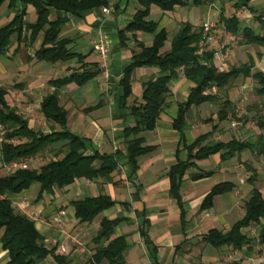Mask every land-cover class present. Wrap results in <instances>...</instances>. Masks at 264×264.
<instances>
[{
    "label": "crops",
    "instance_id": "crops-1",
    "mask_svg": "<svg viewBox=\"0 0 264 264\" xmlns=\"http://www.w3.org/2000/svg\"><path fill=\"white\" fill-rule=\"evenodd\" d=\"M108 1L109 13H103L101 7L87 12L84 17H75L53 10L50 18L68 17L60 32V38L68 39L70 51L83 55L85 57L83 63L89 65L99 66L100 63V56L93 48L98 29L102 28L109 35L110 77L106 79L101 72L84 85L67 84L60 89L59 97L68 112V128L89 140L91 152L98 150L101 153L116 154L118 169L112 174L110 181L104 178L95 180L80 178L64 188L55 189L53 193H44L42 198L37 197L40 185L35 183L29 189L10 195L13 206L16 211L29 218L37 213L39 219H31L40 234L45 237L46 243L55 246L52 243L53 239L59 238L58 243L67 248L69 254L66 256L74 264L88 260L87 258L94 253L96 245L93 238L97 234L101 220L104 217L112 219L120 216L127 217V220L116 228V235H125L128 241L129 247L125 254L127 264H263L264 249L252 251L246 246L242 249H234L227 245L215 247L202 238L203 234L214 228L226 232L244 216L245 201L254 186L249 181V174L245 172L246 160L250 158L251 153H254V156L258 155L257 152L247 150L228 160H222L221 153H217L197 161L201 170L212 171V175L193 180L189 175L196 170L194 168L184 176L181 189L185 210L184 222L177 200L170 196L168 177L172 165L179 160L187 159L188 151L185 145L193 143L200 134L212 132L209 138L215 141H229L235 138L252 143L258 141L261 134L264 135V130L259 127L258 121L257 123L251 121L250 126H254V129L258 128L257 135L254 134L252 137L249 132L253 133V129L247 125L236 133L233 132L235 126L232 125L234 121L229 120L230 114L224 120L230 121L229 125L221 126L224 121L221 122L218 118L217 111L220 110L221 102L225 99L233 100V95L238 96L244 93V90L253 91V79L239 77L230 83L241 84L240 90L239 87L234 90L229 88L230 86L226 87L224 93L222 91L216 93V88L215 91L212 90L217 98L190 108L182 134L174 129L173 120L178 114L179 104L187 99L194 83L181 72L171 82L167 105L160 114L156 127L142 132L144 145L154 146L155 149L138 158L139 168L130 176L123 131L125 127L133 124V118L130 116V108L125 111L119 108L117 100L123 95V88L118 81L131 62L133 54L140 50L137 40L143 42L145 46H150L154 35L140 31L135 38L130 33L125 45L121 46L119 30L126 27L140 5L138 0ZM117 2H120V5L116 9L113 5ZM256 4L259 6L255 7ZM250 5L255 9L254 12L245 8L238 10L235 15L242 21V27L250 26L256 33L262 34L264 16L262 21L257 16L264 15V0H254ZM1 7L5 9L0 12V27L7 24L14 16V12L8 8L7 0ZM205 7V18L202 20H199L193 4L176 6L172 11H163L156 5L151 7L148 20L159 22L160 28H165L168 32V40L162 52L170 50L171 39L183 22H190L197 27L203 22L211 21L210 18L214 19L215 10L206 5ZM25 18L31 22L36 20V10L32 5L27 7ZM255 20L261 24V28L256 29ZM227 34L233 40L232 43L228 41V48L224 50L228 66L221 67L217 56L214 58L215 65L227 70L233 65L238 66L252 60L254 62L252 71L264 72V44H242L239 41V34L230 32ZM41 43L42 35L28 42L13 39L8 52L0 56V86L8 89L6 98L9 105L17 108L28 119L31 127L49 133L50 124L40 110L43 97L55 89L49 81L68 76L74 71H82L84 67L78 58L55 63L39 61L35 55ZM218 48L219 45H215L210 49L216 52ZM88 66L86 68L90 67ZM159 74L157 67L144 66L134 70L131 81L132 95L128 99L129 106L135 101L142 100L143 82ZM207 127L209 130H206ZM2 139L3 136L0 135V177L14 171L2 162ZM60 145L61 143H57L54 148ZM45 154L50 159L56 158L50 151L49 153L46 151ZM23 161L28 164V168L38 169L46 162V156L40 153ZM222 182L233 183V190L217 195L213 206L201 211L200 207L206 194L214 185ZM258 183L255 181L256 186ZM100 194L109 195L117 203L98 214L91 223L80 222L75 216V208L71 202ZM62 208L66 212L64 229L68 237L62 235L61 231L53 226L57 212ZM144 218L149 220L147 228L152 241L149 246L145 244L139 231ZM244 231L250 237L258 239V236L253 235L255 227ZM3 233L2 228L0 238ZM57 253L62 254L58 247ZM8 259V253L0 241V264H6ZM37 264H56V262L50 256L39 260Z\"/></svg>",
    "mask_w": 264,
    "mask_h": 264
},
{
    "label": "trees",
    "instance_id": "trees-1",
    "mask_svg": "<svg viewBox=\"0 0 264 264\" xmlns=\"http://www.w3.org/2000/svg\"><path fill=\"white\" fill-rule=\"evenodd\" d=\"M6 0H0V6ZM8 8L14 12L13 18L0 27V56L8 52L13 39L26 42L35 40L42 35V43L36 51L39 61L55 63L78 58L84 62V56L70 51L69 40L61 39L60 32L68 21L67 16L51 19V12H64L75 17H84L92 10L108 7V0H7ZM236 9H249L255 11L250 5L254 0H228ZM212 0H138L139 8L126 27L119 30L121 46L125 45L128 34L136 38L137 32H146L154 35L150 46H145L137 40L140 50L132 56L131 62L124 69L118 84L123 88V95L118 98L119 108H130L133 124L125 127L123 137L126 143L130 176L139 168L138 158L152 152L155 147L144 145L142 132L153 130L163 109L167 105L172 80L181 72L194 83L188 97L179 104L173 127L183 134L186 125V116L192 106H200L217 98L213 88L224 91L226 87L239 77H251L254 81V92L264 96V72H253L254 62L249 60L238 66H231L227 70L220 69L214 63L215 51L207 48L200 51L202 29L190 22H183L178 32L171 39L169 51L162 52L168 32L160 28L157 21L148 20L151 7L158 6L163 11H172L176 6L206 5ZM19 3L21 4L19 6ZM120 2L114 4L118 8ZM32 5L37 14L35 21H28L27 7ZM222 16L225 29L232 34L240 35L242 44H264V33H256L250 26L242 27L240 18L233 14ZM262 14L257 18L262 21ZM83 63L82 71H74L68 76L52 79L49 84L55 89L47 93L41 102V112L50 124V132L44 133L35 130L29 125L28 119L7 101L8 89L0 86V124L5 126L1 142V159L6 165L13 161L35 157L47 150L54 152L55 159L51 158L38 169L17 168L13 172L0 177V229L4 233L0 238L4 250L8 253L6 264H37L41 259L53 257L56 264H74L66 255L57 253V245L49 246L44 236L37 230L34 221L25 214L16 211L10 195L18 194L29 189L33 184L39 183L38 198L44 193H53L55 189L64 188L77 179L86 178L95 180L104 178L112 180V174L118 169L116 154L101 153L98 150L91 152L90 142L68 128V112L60 102V89L67 84L76 83L84 85L101 73L97 64ZM89 68H86V67ZM149 66L159 68L160 74L143 82L141 101H135L130 106L128 99L132 95V74L140 67ZM207 91V93H206ZM209 91V92H208ZM218 112L219 121L227 118L229 110L233 108L230 100L222 101ZM258 125L264 130V115H260ZM58 126V127H57ZM212 132L200 134L193 143L185 145L188 151L186 160H179L168 171L170 180V196L175 198L181 208L182 222L185 221V210L181 196L184 176L190 169H196L189 176L199 180L212 175V171H204L198 167L197 161L211 155L221 153L222 160H228L244 151L250 150L257 154H264V135H260L255 143L240 141L235 138L229 141L207 142ZM57 143L60 146L55 147ZM253 176L249 181L254 184L249 197L245 201V214L233 226L223 232L211 229L203 234V240L215 247L232 246L234 249L247 247L253 249V244L264 246V193L255 185L256 171L250 167ZM234 188L231 182H222L214 185L206 194L200 210L210 209L214 198ZM117 201L109 195L100 194L96 197L75 199L71 204L75 208V216L80 222L91 223L98 214L114 206ZM127 217H104L100 222L97 234L93 238L96 245L94 253L87 264H127L126 252L129 247L125 235H116V228ZM255 225L260 226L258 239L250 237L244 230ZM149 220L144 218L139 227L141 236L146 245L152 241L148 235ZM155 248V246H153ZM264 264V263H263Z\"/></svg>",
    "mask_w": 264,
    "mask_h": 264
},
{
    "label": "rangeland",
    "instance_id": "rangeland-1",
    "mask_svg": "<svg viewBox=\"0 0 264 264\" xmlns=\"http://www.w3.org/2000/svg\"><path fill=\"white\" fill-rule=\"evenodd\" d=\"M206 6L210 7L211 9H214L216 12L214 19H211L209 17L211 20L210 22H212L214 25V28H213L214 34L218 39L219 45L224 46V50H226V48H228V45H229V44H227L228 41H230L232 43L233 40L227 34L228 31L225 29L221 15L222 14L233 15L236 12H238V10H241V9H236L235 7H233V4H231V2L228 0H212V2L206 4ZM258 6L259 5L256 4L255 7H258ZM195 7H196L195 9H196V13L198 14L197 16H198L199 20H202L203 18H205V12H206L205 5L195 6ZM4 9H5L4 7H1L0 12ZM245 12L247 13L248 11H245ZM242 17L245 21L244 16H242ZM254 23H255L256 29L261 28V24L259 22H257V20H255ZM201 25H202V23L199 24L197 26V28H200ZM236 41L238 42V40H236ZM211 47H214V46H208L207 48H211ZM229 86H230L229 88H234V90L236 89V87H239L238 90H240V88L242 87L241 84H230ZM247 91H249V90H244V93H240L238 96L233 95V100H230L231 106H233V108L229 110L228 114H230L229 115L230 121H234V122L238 123V125H236L233 128V132L236 133V131L241 130V128L244 125L245 126L247 125L248 127H251V129H253V133L251 131L249 132V134H252L251 136L253 137L254 134L257 135L256 133L258 132V128L254 129V126H250V125H252L251 121H254L257 123L259 116L264 115V96L257 95L254 92V90L249 91V92H247ZM222 92L224 93L225 90ZM234 92H236V91H234ZM216 93H218V90H216ZM222 104L223 103L221 102L220 108L222 107ZM236 108H237V110H236ZM217 112H219V111H217ZM229 122L224 121L221 123V126L229 125ZM206 130H209V128L207 127ZM208 140L210 143L215 141L213 138H209ZM49 151H50V153H53V155H54V152L51 150H47V153H49ZM253 154L251 153L252 156L250 155V158L248 160H246L245 172L248 173L249 176H253V172L250 169V167H253V169L257 172L256 175L254 176L255 181L259 182L257 184L258 185L257 187L262 188L263 193H264V154H258L259 156L258 155L254 156ZM44 155L46 156V161H48L50 159L49 156H47L45 154V152H44ZM254 227H255V231H254L253 235L255 237H257V236H259L260 226L255 225V226H253V228ZM252 246L253 247L255 246L252 249V251H254L255 249L257 251L264 249V246L257 244V243L253 244ZM90 258H87V259L89 260ZM88 260L80 262V264H87Z\"/></svg>",
    "mask_w": 264,
    "mask_h": 264
},
{
    "label": "built area",
    "instance_id": "built-area-1",
    "mask_svg": "<svg viewBox=\"0 0 264 264\" xmlns=\"http://www.w3.org/2000/svg\"><path fill=\"white\" fill-rule=\"evenodd\" d=\"M103 13H109L110 10L108 7H103L102 8ZM214 25L210 21L203 22L201 25L202 29V40L201 44L203 45L200 49L201 52H203L206 48L205 46H215L219 45L218 39L214 34ZM94 50L99 54L100 56V63H99V68L103 74V76L108 79L110 77V50H111V45H110V40H109V35L102 29L99 28L97 32V39L94 42L93 46ZM215 56H217L221 62V67L227 68L228 64L226 61V53L224 52V46L219 45L218 50L215 52ZM213 91H215V88H213ZM209 92V91H208ZM207 93V91H206ZM233 126H236V122H232ZM5 132V126L3 124H0V135L3 136ZM9 169L15 170L17 168H28V164L21 160V161H13L10 164H8ZM31 218L33 220L39 219V215L37 213H34L31 215ZM66 219V212L62 208L57 212V215L53 221V226L57 227L62 235L64 236H69L64 229L65 225V220ZM59 238L53 239V244L58 246L59 251L64 254L68 255V250L67 248L59 244Z\"/></svg>",
    "mask_w": 264,
    "mask_h": 264
}]
</instances>
